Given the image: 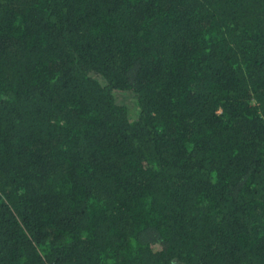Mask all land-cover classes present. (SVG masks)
Wrapping results in <instances>:
<instances>
[{"label":"trees","instance_id":"obj_1","mask_svg":"<svg viewBox=\"0 0 264 264\" xmlns=\"http://www.w3.org/2000/svg\"><path fill=\"white\" fill-rule=\"evenodd\" d=\"M0 264H264V0H0Z\"/></svg>","mask_w":264,"mask_h":264},{"label":"rangeland","instance_id":"obj_2","mask_svg":"<svg viewBox=\"0 0 264 264\" xmlns=\"http://www.w3.org/2000/svg\"><path fill=\"white\" fill-rule=\"evenodd\" d=\"M118 102L125 105L127 107V109L129 110L128 114L129 117L133 119V117L135 116V112H136V107L135 104L132 100H126L123 97H118Z\"/></svg>","mask_w":264,"mask_h":264}]
</instances>
